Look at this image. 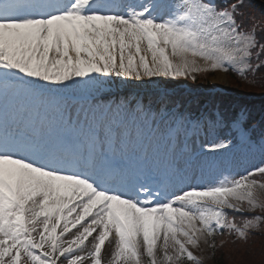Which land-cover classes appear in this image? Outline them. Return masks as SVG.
I'll use <instances>...</instances> for the list:
<instances>
[{
  "label": "snow or ice",
  "instance_id": "1",
  "mask_svg": "<svg viewBox=\"0 0 264 264\" xmlns=\"http://www.w3.org/2000/svg\"><path fill=\"white\" fill-rule=\"evenodd\" d=\"M246 7L0 0V264H104L106 244L107 264H203L193 250L264 225V134L243 110L110 99L128 81L255 76L264 25ZM239 147L259 163L213 174Z\"/></svg>",
  "mask_w": 264,
  "mask_h": 264
},
{
  "label": "rangeland",
  "instance_id": "2",
  "mask_svg": "<svg viewBox=\"0 0 264 264\" xmlns=\"http://www.w3.org/2000/svg\"><path fill=\"white\" fill-rule=\"evenodd\" d=\"M252 62L255 64L256 60L253 59ZM229 72H232V71H229ZM228 73L217 72V73L200 74V75H198L196 81L199 82L198 85L200 87L201 86L207 87V84H208L207 79L209 77H213L214 81H212L210 83V86H212L213 88H223L224 89V88H227V85L231 83L230 79L227 77ZM159 80H162L164 82V84L159 82ZM143 82H144V88H142L140 90V92L142 93L141 97L145 98V102H148L147 100H149L150 102H153L155 100L154 98H156V97L158 99L157 101H159L160 99H167V101L170 102L172 100L170 98V96L164 97L165 90H175L176 87H178L179 84H181L182 82L187 83L188 85L192 84L193 86H195L192 83L193 82L192 80L184 79V78H179L177 80L164 79V78H154L153 81H151V82H148V81H143ZM206 82H207V84H206ZM194 83L196 84V82H194ZM162 86H164L166 88L161 89ZM196 87L197 86H195V88ZM260 88H261L260 84H255L252 87H248L249 90H247L246 92L247 93L258 94ZM154 91H156V92H154ZM193 91H197V89H193ZM262 93L264 94V92H262ZM203 101H205V100H203ZM236 154H238V155H237V157H236V159L234 161H233L232 158H234L235 156L234 157H233V155L232 156H228V155L224 156V157L227 158L228 163H231L229 165V169H228V171L231 172V173H241V169L244 167V161L243 160L245 159V157L242 154H240V152H238ZM251 157L253 159H256L257 161H260V159H261L259 151H257L256 153L250 154L249 155L250 160H252ZM258 195L261 198H264V191H260L258 193ZM203 247L205 248L204 252L210 253V250H209V248L207 246L203 245ZM112 250H113V246L112 245H107L106 255L104 254L105 255L104 258L106 260V264H107V261L111 258L110 254H111ZM204 263L205 264H213L211 260H207V259H205Z\"/></svg>",
  "mask_w": 264,
  "mask_h": 264
},
{
  "label": "trees",
  "instance_id": "3",
  "mask_svg": "<svg viewBox=\"0 0 264 264\" xmlns=\"http://www.w3.org/2000/svg\"><path fill=\"white\" fill-rule=\"evenodd\" d=\"M245 13L246 16L260 13L264 18V6L254 1L247 5ZM257 231L259 233H250L246 240L236 238L229 248L216 241V264H264V225Z\"/></svg>",
  "mask_w": 264,
  "mask_h": 264
},
{
  "label": "bare ground",
  "instance_id": "4",
  "mask_svg": "<svg viewBox=\"0 0 264 264\" xmlns=\"http://www.w3.org/2000/svg\"><path fill=\"white\" fill-rule=\"evenodd\" d=\"M128 84H129V87L133 88V89H136V90H141L142 88H144V82H136V81H128ZM122 88V87H120ZM120 90L118 89V92ZM124 91V90H122ZM121 91V92H122Z\"/></svg>",
  "mask_w": 264,
  "mask_h": 264
}]
</instances>
